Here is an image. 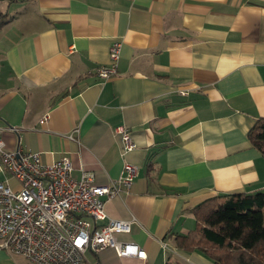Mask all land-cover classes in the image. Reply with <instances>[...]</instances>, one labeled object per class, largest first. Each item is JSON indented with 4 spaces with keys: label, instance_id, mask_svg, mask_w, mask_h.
Returning a JSON list of instances; mask_svg holds the SVG:
<instances>
[{
    "label": "crops",
    "instance_id": "obj_1",
    "mask_svg": "<svg viewBox=\"0 0 264 264\" xmlns=\"http://www.w3.org/2000/svg\"><path fill=\"white\" fill-rule=\"evenodd\" d=\"M116 41L118 74L103 81L96 71L110 64ZM260 119L264 0L0 4L6 150L40 153L47 164L68 155L73 178L90 172L100 186L125 163L137 166L130 191L105 204L111 219H138L120 237L146 251L134 264H214L175 239L195 228L192 209L202 202L264 191V156L249 140ZM119 127L135 145L126 154ZM3 175L7 182L0 161ZM18 257L0 247V264ZM83 264L123 262L107 249Z\"/></svg>",
    "mask_w": 264,
    "mask_h": 264
},
{
    "label": "built area",
    "instance_id": "obj_2",
    "mask_svg": "<svg viewBox=\"0 0 264 264\" xmlns=\"http://www.w3.org/2000/svg\"><path fill=\"white\" fill-rule=\"evenodd\" d=\"M120 56L121 43L116 41L110 50V64L96 71L101 80L118 74ZM116 134L121 136L124 154L135 149L129 129L119 127ZM0 161L8 176L7 182H0L2 249L32 264H83L89 252L107 249L116 251L123 264L147 259L142 247L120 238L139 225L138 219L115 220L105 212L107 200L130 191L137 166L125 163L118 179L100 186L89 172L73 178L68 155L47 164L40 153L20 147L6 150L1 131Z\"/></svg>",
    "mask_w": 264,
    "mask_h": 264
},
{
    "label": "trees",
    "instance_id": "obj_3",
    "mask_svg": "<svg viewBox=\"0 0 264 264\" xmlns=\"http://www.w3.org/2000/svg\"><path fill=\"white\" fill-rule=\"evenodd\" d=\"M264 156V119L249 133ZM196 225L177 248L204 253L214 264H264V191L210 198L192 209Z\"/></svg>",
    "mask_w": 264,
    "mask_h": 264
},
{
    "label": "rangeland",
    "instance_id": "obj_4",
    "mask_svg": "<svg viewBox=\"0 0 264 264\" xmlns=\"http://www.w3.org/2000/svg\"><path fill=\"white\" fill-rule=\"evenodd\" d=\"M2 175V174H1ZM2 178L0 179V181H4L5 179H4V175L3 176H1ZM8 177V176H7ZM18 259H19V264H32L31 262H29V261H27V260H25V259H23V258H21V257H18ZM18 264V263H17Z\"/></svg>",
    "mask_w": 264,
    "mask_h": 264
},
{
    "label": "bare ground",
    "instance_id": "obj_5",
    "mask_svg": "<svg viewBox=\"0 0 264 264\" xmlns=\"http://www.w3.org/2000/svg\"><path fill=\"white\" fill-rule=\"evenodd\" d=\"M117 129H118V128H117ZM117 129H116V130H117ZM84 172H86V171H84ZM89 173H90V172H89Z\"/></svg>",
    "mask_w": 264,
    "mask_h": 264
}]
</instances>
